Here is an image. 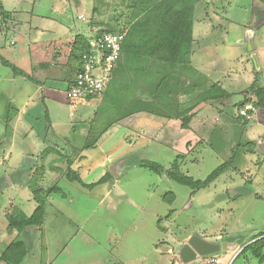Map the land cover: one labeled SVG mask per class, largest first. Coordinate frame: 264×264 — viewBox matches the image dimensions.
<instances>
[{"label": "rangeland", "instance_id": "obj_1", "mask_svg": "<svg viewBox=\"0 0 264 264\" xmlns=\"http://www.w3.org/2000/svg\"><path fill=\"white\" fill-rule=\"evenodd\" d=\"M209 1L198 3L194 14L200 71L189 66L176 72L187 71L192 81L198 78L200 92L196 94L193 86L177 90L167 85L161 100L175 99L184 107L214 85L230 97L201 106L183 128L181 121L161 115L134 114L126 122L120 118L135 98L150 100L142 91L143 81L131 85L136 81L134 70L117 72L114 79L112 73L99 102L72 104L66 94L68 80L81 66L76 68V56H71L75 38L60 39L57 32L47 39L53 48L45 60L52 69L35 76L36 82L47 78L55 86L48 93L53 100H46L47 111L40 106L48 86L38 89L34 83L33 74L43 68L31 66L28 53L22 51L35 39L25 38L23 32L21 37L12 34L22 31L18 24L28 27L40 24L43 17L56 19L67 13L71 20L65 31L73 35L75 27L83 28L91 46L107 28L127 36L134 11L127 0H0V55L8 62L0 60V239L5 240L0 264L16 241L27 245L21 264H183L179 251L192 236L235 242L237 250L199 257L191 264H264L250 253L239 255L244 245L264 234L263 137L254 146L246 136L250 123L264 115L250 92L254 84L264 86V25L259 27L264 7L256 0ZM6 13H19L16 19L11 16L12 32H6ZM156 72L158 76L164 70L151 65L144 71L149 75L145 80ZM25 86L32 93L40 91L29 104L33 107L28 116L19 119L22 126L16 135L13 122L28 98ZM247 105L256 108L251 121L239 116ZM127 157L125 172L114 177L109 166ZM66 159L90 187L66 179ZM142 161L170 171L177 162L181 173L194 180H205L224 164L229 168L207 189L194 193L166 173L139 166ZM7 178L10 185H5ZM102 178L106 182L97 184ZM37 191L47 200L43 226L11 231L12 217L31 216L37 209Z\"/></svg>", "mask_w": 264, "mask_h": 264}, {"label": "trees", "instance_id": "obj_2", "mask_svg": "<svg viewBox=\"0 0 264 264\" xmlns=\"http://www.w3.org/2000/svg\"><path fill=\"white\" fill-rule=\"evenodd\" d=\"M134 1V11L130 19L132 25L122 43L121 55L123 52H131L139 58L144 56L160 64H179L184 65V67L186 65L190 66L194 46L193 28L195 22V7L202 0ZM259 1L264 3V0ZM6 15L10 14L6 13ZM143 17H148V19L145 20ZM107 33H112L111 29L107 28L106 30H101L97 38ZM136 40L142 41L143 45L140 46L138 44L134 46L133 43ZM89 49V38H85L81 35L76 36L72 49H70L72 53L75 52L71 54V56H76V68L82 66L83 56L89 52ZM0 60L3 64H8L1 55ZM133 72L132 70L131 73ZM147 75L148 74H145L144 71H137L135 73L136 81L131 83V85L134 84L137 86L135 84L136 82L140 86V82L146 79ZM152 76L153 77H149V80H144L141 83L143 93H146L150 100H143L140 97L135 98L134 102H131L124 108L126 111L125 116L120 117L125 122L134 114L139 117V115L141 116L148 113L150 115H161L171 121H181L183 128H186L192 121V116L190 115L192 112L194 113L200 109L201 106L208 103H217L230 97L229 94L219 88L218 85H214L207 92L199 96L200 100L189 103L187 106L183 107L178 105L175 99L172 101L161 100L164 96L162 92L168 89L166 81L167 77H169L168 72L164 71L158 76L156 72L155 74L152 73ZM173 82L175 83L173 87L179 90L178 87H181L180 80L176 78ZM190 84L192 83L190 82ZM250 92L256 99V106L264 110V86L254 84L250 87ZM174 94L177 95L176 92ZM46 119L48 120V118ZM71 166L72 163L67 160L66 179L70 182L77 181L85 188L90 187L91 184L84 183L79 172L73 171ZM139 166L157 174L166 173L170 179L182 186L189 187L194 193L202 189H207L229 168V164H224L214 170L205 180H194L181 173L177 162L174 163L171 171L150 161H142ZM107 174L110 176L109 172H107ZM106 179L107 178L100 179L97 184L105 183ZM56 191L58 193L60 192L59 190ZM35 200L38 203V207L31 216H27L25 213H19L11 218V231L16 230L18 232H24L27 227L41 228L43 226L47 200L45 196H43L42 191L35 192ZM173 201L174 196L171 197L169 201L170 204H172ZM26 246L27 245L23 241L10 243L2 255V263L21 264L27 256ZM243 247L245 248L239 253L240 256L250 253L254 259L258 260L260 263H264V234L255 237L250 243Z\"/></svg>", "mask_w": 264, "mask_h": 264}, {"label": "crops", "instance_id": "obj_3", "mask_svg": "<svg viewBox=\"0 0 264 264\" xmlns=\"http://www.w3.org/2000/svg\"><path fill=\"white\" fill-rule=\"evenodd\" d=\"M127 2H128L129 5H131V7L133 9L135 1L134 0H127ZM209 2L212 3V0H210ZM257 3L260 4L261 8L264 7V3L256 0V4ZM67 7H69V6H67ZM64 12H66V11H64ZM263 14H264V12H263ZM18 15H19V13H13V14L11 13V16H14L15 19L18 17ZM11 16L10 15H4V19H5L4 24H5L6 28H7L6 32L14 31V30L10 29V26H9V23H11L14 20L13 18H11ZM80 17L81 16L79 15L78 19ZM69 19L71 20V17H69L67 15V13H64V14L62 13V15H60V17L56 18V19H52V18L48 19V17H43L42 20L39 21L40 24H36L35 23L34 25H32L30 23L28 25V27H24L23 25L17 23L18 27L21 26L22 31L20 32V31H18V29L15 28L16 30L14 32H12V34L17 35L18 37H21L20 33L23 32L25 38H27V39H31V38L35 39V41H29L28 40L27 41L29 43L28 47L26 49L22 50V51L28 53V60L29 61L31 60V62H30L31 66H37V67L39 66V67L43 68L42 70H39L38 73H34L33 74L34 77L37 76V74H39L40 77H43V75L45 76L46 72H48L50 69H52L51 66L48 64V62L45 60V57H46V54H48V51L50 52V49L53 48L52 47L53 45H51V47L48 45L49 42H48L47 39H49V37H53L54 36L53 35L54 32H57L58 35L60 34L59 36H57L60 39L64 38V39H68V40L69 39H71V40L73 39L74 40V38H76V36H78L79 34H81V36L86 38V36L83 35L84 34V32L82 31L83 28H81V29L80 28L78 29L76 27L74 28L76 33L73 34V35H75V37H73V35L69 34L67 31H65V28H67V22H68ZM259 25H260L259 27H261V25H264V17H263V19H262V21L260 22ZM195 26H196V24L194 22V30H193L194 46H193V53H192V56H191L190 67L193 66L194 69L196 70V72L199 73L200 70L196 66V61L198 59H200L202 53H200L195 48V42L197 41L196 40V35H195L196 34ZM25 29H27V30H25ZM249 30L252 32L251 29H249ZM45 40H47V41H45ZM136 42H137V45L138 44L140 46L143 45L142 41L139 42V40H136ZM14 44H16V42L12 41L11 45H14ZM219 45L220 44H218V46L216 45V47L219 48ZM251 51H253L252 47H251ZM117 63H118V65L116 64V67H115L114 72H113L114 73L113 79H114V77H115L117 72L120 73V71H123L124 74H125V71H127V73L132 72V70H134L136 72L137 71H146L147 69H150V66L152 65V66L157 67V69L164 70V71L168 72L169 77H167V79H166V81L168 83V86L175 85V83L173 81L177 78L181 82V87L180 88H184V86H186V87L193 86V88H195L194 90H195L196 94H199V92H200V91H198V88H199L198 86L200 85L199 82L197 81L198 78L195 81H192L187 75H185V73H187V71H185V70H184L185 73L183 71H181L180 73H176L179 70V68L188 69V67H189L188 65H186L184 67V65H179V64H163V63L159 64V63H156L155 61H153L151 59H148L147 57H144V56L139 58L134 53H131V52L130 53L129 52H123L119 62H117ZM166 65H168V66H166ZM71 76L73 78L75 75L72 74ZM130 77L131 76L129 75L128 78H130ZM192 77H194V75H192ZM207 77L210 79L211 75H208ZM72 78L68 80V82H69L68 83V87L71 85L72 80L74 79V78L73 79ZM35 79H36V77L33 80H34V83H38V86H39L38 89H42L43 87L48 86V89L45 90L44 95L40 96V102L43 101V103H40L41 104L40 106H41V108L44 109L45 106L47 107L46 100L47 101H50V100L52 101L53 100L52 97H50L48 93L55 91V86L51 84V79H49V81H48L47 78H44V80L42 82H40V83L36 82ZM113 79L111 80V82L113 81ZM123 80H122L123 82L127 81L126 79H123ZM190 82L192 84H190ZM27 86H28V84H27ZM27 86H25L23 92L28 93V98L22 104V107L20 108V110H18V113H16V115L14 117L17 120H16L15 124L13 122V125H14L13 134H16V135H17L18 130H21V126H22V123L19 121V119L23 118L25 116H28L29 109L33 107V106L30 107L29 104L31 102H33L34 98L37 96V95H35V93L37 92V94H39L38 92L40 91V90H37V91H33V93H32L30 91V87H27ZM121 86L122 85H120L119 88ZM68 87H67V89H68ZM41 98H42V101H41ZM99 101H100V99L98 100V102ZM88 104L89 103H87L86 105H88ZM82 105H83V103L78 104V106H82ZM37 111H40V110H37ZM45 111H47V110H45ZM48 113H49V111H48ZM263 113H264V111H263ZM261 118L262 119H257L254 122L250 123L251 124L250 129L246 130L247 140L250 143H253V145H255V144L257 145L258 144L257 141H259L260 137H263V141H264V115H262ZM263 141H262V144H264ZM7 181H8V183H5V185H7V184L10 185L11 182L8 180V178H7ZM2 187H4V186H2ZM34 229L32 231H34ZM27 231L28 230H26V232ZM33 234H34V232H33ZM33 238H34V235H33L32 239ZM4 241H5L4 238H3V240L0 239V246L1 247L3 245H5ZM1 251H3V250H1ZM26 259H25V261H26ZM37 264H39V263H37Z\"/></svg>", "mask_w": 264, "mask_h": 264}, {"label": "built area", "instance_id": "obj_4", "mask_svg": "<svg viewBox=\"0 0 264 264\" xmlns=\"http://www.w3.org/2000/svg\"><path fill=\"white\" fill-rule=\"evenodd\" d=\"M126 34H103L91 42L89 52L82 59L66 94L72 104L99 100L105 95L113 70L121 56V46ZM98 70V71H97ZM99 72V75L96 74ZM256 108L247 105L239 111L242 120L251 121Z\"/></svg>", "mask_w": 264, "mask_h": 264}, {"label": "water", "instance_id": "obj_5", "mask_svg": "<svg viewBox=\"0 0 264 264\" xmlns=\"http://www.w3.org/2000/svg\"><path fill=\"white\" fill-rule=\"evenodd\" d=\"M251 50V46H250ZM130 157L120 159L116 163L109 166V172L116 178H119L125 171L126 167L120 166L123 163L128 164ZM35 227H29L28 230H33ZM237 250L235 242L214 243L209 242L201 237L192 236L187 243L180 249L179 255L183 264H191L199 257H211L221 252H234Z\"/></svg>", "mask_w": 264, "mask_h": 264}, {"label": "bare ground", "instance_id": "obj_6", "mask_svg": "<svg viewBox=\"0 0 264 264\" xmlns=\"http://www.w3.org/2000/svg\"><path fill=\"white\" fill-rule=\"evenodd\" d=\"M120 166H122L123 168L126 166V163H123V164H121Z\"/></svg>", "mask_w": 264, "mask_h": 264}]
</instances>
